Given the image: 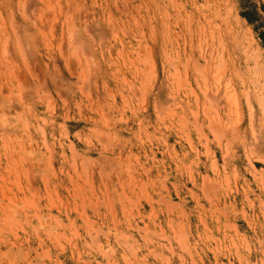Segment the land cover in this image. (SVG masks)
Returning <instances> with one entry per match:
<instances>
[{
	"label": "rangeland",
	"instance_id": "374dc122",
	"mask_svg": "<svg viewBox=\"0 0 264 264\" xmlns=\"http://www.w3.org/2000/svg\"><path fill=\"white\" fill-rule=\"evenodd\" d=\"M0 264H264V0H0Z\"/></svg>",
	"mask_w": 264,
	"mask_h": 264
},
{
	"label": "bare ground",
	"instance_id": "6f19581e",
	"mask_svg": "<svg viewBox=\"0 0 264 264\" xmlns=\"http://www.w3.org/2000/svg\"><path fill=\"white\" fill-rule=\"evenodd\" d=\"M172 37V36H171ZM209 64V63H208ZM188 65V64H187ZM202 68V67H201ZM16 78V77H15ZM75 157V156H74ZM26 159V158H25ZM84 168V167H83ZM54 205V204H53ZM17 221V220H16Z\"/></svg>",
	"mask_w": 264,
	"mask_h": 264
}]
</instances>
